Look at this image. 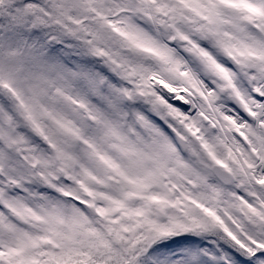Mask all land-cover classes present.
I'll list each match as a JSON object with an SVG mask.
<instances>
[{"label":"snow or ice","instance_id":"snow-or-ice-1","mask_svg":"<svg viewBox=\"0 0 264 264\" xmlns=\"http://www.w3.org/2000/svg\"><path fill=\"white\" fill-rule=\"evenodd\" d=\"M0 264H264V0H0Z\"/></svg>","mask_w":264,"mask_h":264}]
</instances>
